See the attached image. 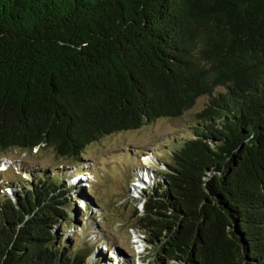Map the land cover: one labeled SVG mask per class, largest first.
I'll return each mask as SVG.
<instances>
[{"label":"trees","instance_id":"trees-1","mask_svg":"<svg viewBox=\"0 0 264 264\" xmlns=\"http://www.w3.org/2000/svg\"><path fill=\"white\" fill-rule=\"evenodd\" d=\"M205 96L134 227L160 264H264V0H0V153L77 162ZM7 185L0 264H90L62 176Z\"/></svg>","mask_w":264,"mask_h":264},{"label":"rangeland","instance_id":"rangeland-1","mask_svg":"<svg viewBox=\"0 0 264 264\" xmlns=\"http://www.w3.org/2000/svg\"><path fill=\"white\" fill-rule=\"evenodd\" d=\"M207 100V96L199 98L180 118L159 119L139 130L92 143L77 162L59 158L50 149L0 153V184L16 199L17 188H6L7 183L19 179L35 182L42 172L62 176L67 188L72 187L70 191L76 194L70 205L75 220L65 233L57 227L56 234L72 239V246L80 244L87 251L88 263L160 264L156 250L134 227L132 217L136 210L142 211L145 191L159 180L151 167L163 168L161 163L170 160V153L192 137L196 114ZM85 171L88 174L83 176ZM163 264L169 263L165 260Z\"/></svg>","mask_w":264,"mask_h":264},{"label":"bare ground","instance_id":"bare-ground-1","mask_svg":"<svg viewBox=\"0 0 264 264\" xmlns=\"http://www.w3.org/2000/svg\"><path fill=\"white\" fill-rule=\"evenodd\" d=\"M144 181H146L147 179L143 178Z\"/></svg>","mask_w":264,"mask_h":264}]
</instances>
